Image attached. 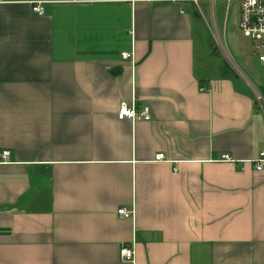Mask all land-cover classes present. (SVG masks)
Masks as SVG:
<instances>
[{"label":"crops","instance_id":"crops-1","mask_svg":"<svg viewBox=\"0 0 264 264\" xmlns=\"http://www.w3.org/2000/svg\"><path fill=\"white\" fill-rule=\"evenodd\" d=\"M218 1L0 0V264H264V65L212 69Z\"/></svg>","mask_w":264,"mask_h":264},{"label":"built area","instance_id":"built-area-1","mask_svg":"<svg viewBox=\"0 0 264 264\" xmlns=\"http://www.w3.org/2000/svg\"><path fill=\"white\" fill-rule=\"evenodd\" d=\"M125 2H132L134 0H121ZM158 1H173V0H158ZM197 5L198 0H193ZM215 1V0H210ZM226 2V6H230V2L234 0H224ZM238 1L237 12H238V20H237V28L238 30L247 38L252 41V44L256 45L260 49H262V53L258 54V60L264 65V0H235ZM33 12L41 14L43 12V8L40 2H36L32 7ZM215 18V14H214ZM216 22V19H215ZM216 24V23H215ZM212 32L214 38L218 45L220 41L224 43V34L222 31L215 28V25L212 27ZM224 57L228 60L232 59L230 53L228 52L229 57L223 53ZM122 59H130L131 54L129 52L121 53ZM230 65L233 66L230 60ZM257 103L260 107H262V99L260 96H255ZM263 109V108H262ZM117 118L120 120L128 119L132 122L145 120L149 121L151 119L149 113V107L146 105L138 106L135 102V99L128 104L125 101H122L119 104L117 110ZM8 152L4 151L3 155L5 156ZM220 161L224 162H234V160L227 154H222L220 156ZM154 161H165V155L162 152H158L154 156ZM253 167L257 171H264V150L260 152V156L251 160ZM117 214L121 217H131L133 215L132 210H127L122 207L117 210ZM120 256L124 260H132L133 259V250L130 246L123 245L120 248Z\"/></svg>","mask_w":264,"mask_h":264},{"label":"rangeland","instance_id":"rangeland-1","mask_svg":"<svg viewBox=\"0 0 264 264\" xmlns=\"http://www.w3.org/2000/svg\"><path fill=\"white\" fill-rule=\"evenodd\" d=\"M237 5L238 1H231L230 2V15L227 18L228 20V26L225 31V43L220 41V44L216 42L214 36L212 33L207 31V34L215 47V54L214 57L211 56V64L212 69L214 67H222L228 68V70L232 73V70L229 68L230 60L233 66L235 67V71H237L242 77H244L247 80L251 81L248 73L246 72L245 68L241 65L240 60L245 59L246 57H250V55L258 57V54L262 53V49L257 47L256 45L252 44V41L245 37L240 31L237 29V20H238V12H237ZM202 12L205 16V19L207 20V23H209V15L207 13V8L205 4H201ZM216 17L218 18V21L221 23L223 19V13L225 10V2L224 1H218L216 2ZM207 28V27H206ZM215 28H217V25H215ZM208 30V29H207ZM228 52L231 55L232 59H226L223 55L225 53L228 57ZM216 65V66H215Z\"/></svg>","mask_w":264,"mask_h":264},{"label":"water","instance_id":"water-1","mask_svg":"<svg viewBox=\"0 0 264 264\" xmlns=\"http://www.w3.org/2000/svg\"><path fill=\"white\" fill-rule=\"evenodd\" d=\"M117 71H119V68H117Z\"/></svg>","mask_w":264,"mask_h":264}]
</instances>
